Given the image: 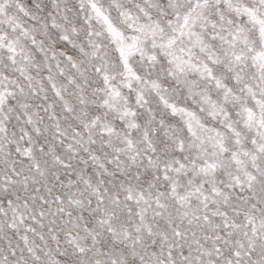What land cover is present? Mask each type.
<instances>
[{
	"label": "snow or ice",
	"instance_id": "1",
	"mask_svg": "<svg viewBox=\"0 0 264 264\" xmlns=\"http://www.w3.org/2000/svg\"><path fill=\"white\" fill-rule=\"evenodd\" d=\"M0 264H264V0H0Z\"/></svg>",
	"mask_w": 264,
	"mask_h": 264
}]
</instances>
